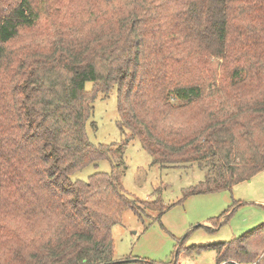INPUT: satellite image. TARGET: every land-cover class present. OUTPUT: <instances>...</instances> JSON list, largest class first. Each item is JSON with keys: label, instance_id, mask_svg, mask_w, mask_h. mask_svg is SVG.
<instances>
[{"label": "trees", "instance_id": "obj_1", "mask_svg": "<svg viewBox=\"0 0 264 264\" xmlns=\"http://www.w3.org/2000/svg\"><path fill=\"white\" fill-rule=\"evenodd\" d=\"M113 87L122 136L95 144ZM134 138L163 167L199 163L194 191L264 170V0H0V264L120 263L112 225L143 211L116 172ZM102 158L111 172L72 176ZM209 247L264 264V222Z\"/></svg>", "mask_w": 264, "mask_h": 264}, {"label": "rangeland", "instance_id": "obj_2", "mask_svg": "<svg viewBox=\"0 0 264 264\" xmlns=\"http://www.w3.org/2000/svg\"><path fill=\"white\" fill-rule=\"evenodd\" d=\"M46 21L50 26V19ZM217 69L224 74L221 64ZM92 86V81L86 82L87 88ZM93 104L86 124L91 141L119 143L116 87L97 93ZM116 163L125 191L143 206L140 214L124 207L119 222L112 225L114 258L121 261L117 264H216L210 244L230 241L264 222V170L227 189L194 191L205 177L199 163H153L138 138L127 143ZM112 168V162L102 158L72 176L87 179L95 171L109 173ZM150 201L153 207H146Z\"/></svg>", "mask_w": 264, "mask_h": 264}]
</instances>
